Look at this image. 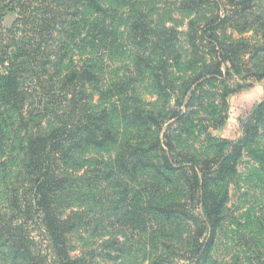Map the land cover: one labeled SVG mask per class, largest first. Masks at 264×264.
<instances>
[{
	"label": "trees",
	"instance_id": "obj_1",
	"mask_svg": "<svg viewBox=\"0 0 264 264\" xmlns=\"http://www.w3.org/2000/svg\"><path fill=\"white\" fill-rule=\"evenodd\" d=\"M226 3L242 6L248 0H184L180 6L195 14L210 9L218 12L203 25L212 30L217 23L229 22ZM10 11L18 16L6 27L3 21ZM107 11L102 0H0V186L9 190V205L14 206L10 217L0 214V238L28 264H46L48 255L58 258L60 264H88L86 256H71L68 251L76 226L65 215L70 206L68 189L85 162H79L84 152L118 146L116 170L131 174L153 171L157 166L159 174L166 171L181 177L187 205L157 203L153 208L160 217H182L191 225L192 244L184 252L187 264H205L224 219L228 186L238 172L239 159L247 151L264 160V154L252 147L264 125V96L240 119L234 139H216L202 131L218 147L214 155L199 158L192 151L177 153L171 127L188 123L194 113L188 108L198 89L236 69L238 52L247 53L251 43L209 37L207 41L202 23L190 21L189 47L193 51L208 46L210 54L205 56L210 55V61L199 75L187 76L178 88L171 75L183 55L174 42L173 29L159 31L160 27L150 25L147 16L141 15L129 29L130 45L136 49L133 65L150 70L151 85L162 105L172 99L174 103L166 114L137 106L129 111L122 93L113 95L125 84L102 77V55L120 46L116 36L111 38L116 28H108L105 22ZM201 53L197 58L204 56ZM255 75L263 79L264 67ZM228 95L223 94L225 105ZM121 112H128L131 125L125 139L113 123ZM167 117L170 123L165 121ZM192 127L185 125L189 131ZM142 132H152L149 138L142 136L146 143L137 141ZM7 178L8 184L4 183ZM16 220L21 223L11 226ZM32 225L40 231L45 249L35 244Z\"/></svg>",
	"mask_w": 264,
	"mask_h": 264
},
{
	"label": "rangeland",
	"instance_id": "obj_2",
	"mask_svg": "<svg viewBox=\"0 0 264 264\" xmlns=\"http://www.w3.org/2000/svg\"><path fill=\"white\" fill-rule=\"evenodd\" d=\"M182 1L102 0L108 9L105 22L108 28H116L117 32L111 38L114 40L116 36L120 41L118 49L102 55V77L108 82L125 84L113 95L118 97V93H122L127 110L137 106L166 114L168 107L173 106V99L169 104L160 103L151 85L150 70L133 65L136 49L130 45L129 29L141 15L147 16L150 25L160 27L159 31L173 29L174 42L183 55L171 75L178 88L187 76L199 75L203 65L210 61V55L205 56V53L210 54L208 46L190 49L187 42L190 21L202 23L207 41L209 37L229 43H251L247 53L238 52L236 69H231L225 78L214 79L198 89L193 105L188 108L194 111L188 123L178 122L171 127L177 153L192 151L204 158L218 152V147L208 141L207 136L201 135L202 131L216 139H234L239 133L240 119L246 117L264 96V78L255 75L264 67V0H248V4L242 6L226 3L231 16L229 22L217 23L212 30L203 25L218 12L210 9L203 15L195 14L183 9ZM234 1L243 3L245 0ZM17 16V12H8L4 25L11 26ZM253 48L261 49L260 54L253 55ZM200 51L204 56L197 58ZM191 57L196 58L190 61ZM226 93L229 94L225 99L227 105L223 104ZM128 112L119 113L113 120L120 138L124 139L131 131ZM214 118L217 120H212ZM165 121L171 122L168 117ZM185 125H193L191 131ZM144 135L149 138L152 132H142L138 143L147 142L141 141ZM252 147L264 154V125ZM118 150V146L99 151L90 149L80 156L79 162H85L73 175V186L68 189L70 206L65 214L76 223L68 242L69 253L86 256L88 264H187L184 252L192 244L191 225L182 217L170 220L160 217L153 208L157 203L187 205L186 186L181 177L166 171V176L159 174L157 166H153V171L138 170L131 174L116 170ZM157 163L158 159H153V164ZM8 182L9 178L4 180V183ZM228 190L224 219L211 257L205 264H264V160L259 161L246 151L239 159L238 172ZM9 195L6 186H0V214L7 213L10 217L14 206L9 205ZM20 223L16 220L11 226ZM30 231L35 244L38 242L39 248L45 249L38 228L32 225ZM3 239L0 238V264H28ZM45 262L60 264L52 255H48Z\"/></svg>",
	"mask_w": 264,
	"mask_h": 264
}]
</instances>
